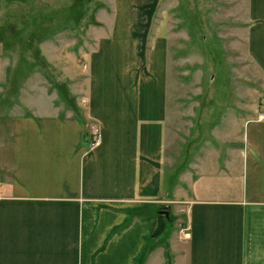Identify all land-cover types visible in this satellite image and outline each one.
Masks as SVG:
<instances>
[{
    "label": "crops",
    "instance_id": "obj_1",
    "mask_svg": "<svg viewBox=\"0 0 264 264\" xmlns=\"http://www.w3.org/2000/svg\"><path fill=\"white\" fill-rule=\"evenodd\" d=\"M250 3L249 56L264 74V0ZM103 34L87 90L72 87L84 101L53 88L31 104L0 87V264H264V120L235 115L228 142L169 169L167 51L156 60L146 39L132 78L120 65L98 93ZM165 203L184 207L185 225L155 236Z\"/></svg>",
    "mask_w": 264,
    "mask_h": 264
},
{
    "label": "rangeland",
    "instance_id": "obj_2",
    "mask_svg": "<svg viewBox=\"0 0 264 264\" xmlns=\"http://www.w3.org/2000/svg\"><path fill=\"white\" fill-rule=\"evenodd\" d=\"M250 9V0H0V87H11L10 99L20 95L31 104H46L43 97L54 88L58 92L49 93L72 106L85 100L72 87L87 90L90 54L103 30L113 35L100 39L101 53H93V71L95 60L106 64L96 75L98 93L119 84L121 70L132 78L134 52L142 53L146 39L147 49L158 39L156 60L167 51L173 170L190 160L187 152L206 154L213 143L228 142L235 115L258 118L262 110L264 74L249 56L245 25ZM91 128L97 140L95 124ZM166 205L174 224L185 225L184 207Z\"/></svg>",
    "mask_w": 264,
    "mask_h": 264
},
{
    "label": "trees",
    "instance_id": "obj_3",
    "mask_svg": "<svg viewBox=\"0 0 264 264\" xmlns=\"http://www.w3.org/2000/svg\"><path fill=\"white\" fill-rule=\"evenodd\" d=\"M159 210H161V208ZM158 213H159V216H160L159 217L160 222H159V226L157 227V230L155 232V236H158L160 234H164V235L168 236L169 233L172 232V230H173V226H174V221L175 220L171 218V215H169L167 217L166 215L164 216V215L160 214L159 211H158ZM167 228L169 230L166 232Z\"/></svg>",
    "mask_w": 264,
    "mask_h": 264
},
{
    "label": "built area",
    "instance_id": "obj_4",
    "mask_svg": "<svg viewBox=\"0 0 264 264\" xmlns=\"http://www.w3.org/2000/svg\"><path fill=\"white\" fill-rule=\"evenodd\" d=\"M260 119H264V101H263V110L260 113Z\"/></svg>",
    "mask_w": 264,
    "mask_h": 264
},
{
    "label": "water",
    "instance_id": "obj_5",
    "mask_svg": "<svg viewBox=\"0 0 264 264\" xmlns=\"http://www.w3.org/2000/svg\"><path fill=\"white\" fill-rule=\"evenodd\" d=\"M164 212L168 215L169 214V208L168 206L165 207Z\"/></svg>",
    "mask_w": 264,
    "mask_h": 264
}]
</instances>
